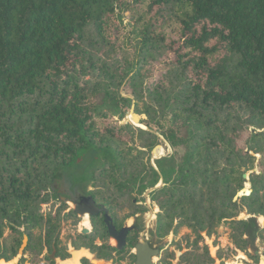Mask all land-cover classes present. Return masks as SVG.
<instances>
[{
  "label": "trees",
  "instance_id": "obj_1",
  "mask_svg": "<svg viewBox=\"0 0 264 264\" xmlns=\"http://www.w3.org/2000/svg\"><path fill=\"white\" fill-rule=\"evenodd\" d=\"M133 106L173 149L156 167L147 153L158 137L120 123ZM68 171L73 188L99 189L87 194L96 201L106 188L132 214L144 211L132 195L152 189L158 237L190 231L180 264H214L204 238L221 227L234 254L259 263L250 250L264 249V0H0V260L26 240L31 264L72 258L57 244L74 215L62 218L56 188ZM91 221L94 234L68 237L74 250L123 254L103 218Z\"/></svg>",
  "mask_w": 264,
  "mask_h": 264
},
{
  "label": "rangeland",
  "instance_id": "obj_2",
  "mask_svg": "<svg viewBox=\"0 0 264 264\" xmlns=\"http://www.w3.org/2000/svg\"><path fill=\"white\" fill-rule=\"evenodd\" d=\"M128 15L127 12H124V21L125 23L128 22ZM123 94H128V90H122ZM135 114L138 116H131L130 113L128 116L120 122L121 124H131L134 129L140 128L142 130L151 131L147 126L143 124V120H146V116H141L137 114L135 111ZM138 118L140 119V124H138ZM117 120V119H116ZM153 134H155L158 137V141L156 142V145L148 150V157L147 160L156 167L155 161L163 158L173 155V149L170 147V145L166 142V140L161 136V133L158 131H151ZM160 150V154H157L156 151ZM72 172L68 171L65 173H62L59 176V179L56 183L58 190L62 191V196L69 198V195H73L74 188L71 186L70 183L73 179ZM249 181V179H248ZM163 186L162 183H160L156 188H161ZM76 188V187H75ZM79 189L83 195L88 194L90 192H98L99 189L87 187L85 185L79 186ZM246 189L248 190V193L251 191V185L248 183L246 185ZM152 189L148 190L143 195H137L134 193L132 195V198H134V203L141 208H144V211H139L136 214H132L134 211V207H130L129 203H124L123 201L120 202L115 199V197L112 195V192L106 193V188L101 189V194H99L97 198V202L99 204H103L106 206V208L109 210L110 215L112 218H116L118 221H124L123 226L129 225V226H136L139 229V234L131 233L129 236V243L126 247L123 254H113V258L110 261H105L98 259L96 255L92 254L90 250L82 249L80 250L85 251L88 253V256H74L73 254L76 252L74 248L70 245L68 237L73 236L75 234H84V230L90 231L89 234H94V226L92 224V221L89 219V223L87 220L84 221V218L77 216V215H70L68 219L63 220V230L61 233L60 241L57 242L59 244V247H63L66 244H69L68 249L70 254L72 255V259H78L77 264H82V260L84 258H87L90 260L92 264H135V257L133 260L129 259L130 255H134V247L135 244H137L139 241H147L153 244L154 246H157L158 243H162V253L159 258L155 260V264H180L181 256L188 252V248L190 247V243L187 241V238L185 235L190 234V231L188 229H183L178 236H175L173 233L168 235L165 238H158L156 236L157 233V226H158V214L160 213V209L154 204L152 200ZM105 195V198L103 199V194ZM86 196V195H85ZM93 196V195H92ZM112 200H115L113 203ZM65 204V203H64ZM112 204V205H111ZM62 203L57 202L54 206H48L46 208L47 211L55 212L59 207H61ZM67 206L66 210L62 213V218L64 216H68L70 212L73 210V205L65 204ZM150 215V216H149ZM247 215L243 213L240 216V219H246ZM87 221V222H86ZM85 222V223H84ZM259 223L262 227H264V218H259ZM227 229L225 227H221L217 230L216 235H213L212 237L205 236L204 243L208 245L210 254L212 258L214 259V264H264V249L260 246L258 243V247L252 248L250 250V253L252 256H260L259 263H256V261L250 259L245 253L237 252V254L233 253V250H235V247L231 243ZM8 232H6V235ZM26 240L24 242V246L20 250V254L17 258L12 260L9 263H3V264H20L22 258L26 259L25 264H31V261H33L34 255H32V251L29 253H25L24 249L27 245ZM110 245L115 248V242L110 240ZM96 244L98 246L102 245V242L97 240ZM56 243L53 244L55 246ZM90 253V254H89ZM46 255L50 257L52 261H55L53 259V253H50L49 251L45 252ZM81 258V259H80ZM92 258V259H91ZM5 260H0V262ZM68 260L62 261L60 259H57L55 262L57 264H68ZM35 264V263H32ZM44 264H47L46 262Z\"/></svg>",
  "mask_w": 264,
  "mask_h": 264
},
{
  "label": "water",
  "instance_id": "obj_3",
  "mask_svg": "<svg viewBox=\"0 0 264 264\" xmlns=\"http://www.w3.org/2000/svg\"><path fill=\"white\" fill-rule=\"evenodd\" d=\"M130 115L138 117L135 114L134 106L130 111ZM138 124H140L139 118ZM244 178L248 180L249 176L246 174L244 175ZM245 190L246 188L240 191L237 194L235 200H237L239 197L248 195L246 194ZM249 193H251V191ZM59 194L62 195V192L59 191ZM60 201L65 204L73 205L74 208L72 212L82 218L88 217L91 220L93 217L102 216L103 222L108 230L109 239L115 242V249L117 251H124L126 249L131 233L139 234L140 232L135 225H125L123 226V228L118 230L115 225L114 219L109 213V210L105 205L97 203L92 195H83L76 201L61 196ZM89 233L90 231L84 230V234ZM156 236L158 237L157 233ZM162 246V243H158L157 246H154L150 242L139 241L137 244H135L134 247L135 264H155V260L159 258L162 253ZM53 259L56 260L55 253H53ZM1 263H6V261H2L0 262V264Z\"/></svg>",
  "mask_w": 264,
  "mask_h": 264
},
{
  "label": "bare ground",
  "instance_id": "obj_4",
  "mask_svg": "<svg viewBox=\"0 0 264 264\" xmlns=\"http://www.w3.org/2000/svg\"><path fill=\"white\" fill-rule=\"evenodd\" d=\"M156 153H157V154H160V150H157ZM245 192L248 193V190L246 189ZM149 216H150V215H149ZM85 220H87L88 223H89V219H88V217H85V218H84V221H85ZM87 221H86V222H87ZM84 223H85V222H84ZM89 254H90V253H89ZM73 255L76 256V257L81 256V258H82V256H84V255H85V256H88V253L85 252V251H82V252H75ZM81 258H80V259H81ZM91 259H92V258H91ZM77 261H78V259L75 258V259H71L70 261H67V263H68V264H77ZM1 264H3V263H1Z\"/></svg>",
  "mask_w": 264,
  "mask_h": 264
},
{
  "label": "flooded vegetation",
  "instance_id": "obj_5",
  "mask_svg": "<svg viewBox=\"0 0 264 264\" xmlns=\"http://www.w3.org/2000/svg\"><path fill=\"white\" fill-rule=\"evenodd\" d=\"M56 188H57V186H56ZM71 189H72V186H71ZM73 190V189H72ZM59 191H61V190H58V193H59ZM62 192V191H61ZM61 195V194H60ZM87 195V194H86ZM62 196V195H61ZM81 196H83V194L81 193V191L79 190V186H77L76 188H74V191H73V195L71 194V195H69V199H71V200H74V201H76V200H78L79 199V197H81ZM97 202V201H96ZM98 203V202H97ZM100 217H102V216H100ZM103 218V217H102ZM137 234V233H136Z\"/></svg>",
  "mask_w": 264,
  "mask_h": 264
},
{
  "label": "crops",
  "instance_id": "obj_6",
  "mask_svg": "<svg viewBox=\"0 0 264 264\" xmlns=\"http://www.w3.org/2000/svg\"><path fill=\"white\" fill-rule=\"evenodd\" d=\"M76 252H77V251H76ZM79 252H80V251H79ZM72 258H73V257H72ZM72 258H71V259H72ZM71 259H69L68 261H70Z\"/></svg>",
  "mask_w": 264,
  "mask_h": 264
}]
</instances>
